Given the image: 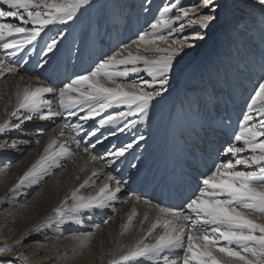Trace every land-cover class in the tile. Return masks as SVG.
Instances as JSON below:
<instances>
[{"label":"bare ground","instance_id":"obj_1","mask_svg":"<svg viewBox=\"0 0 264 264\" xmlns=\"http://www.w3.org/2000/svg\"><path fill=\"white\" fill-rule=\"evenodd\" d=\"M115 2V0H112L114 6ZM160 2L161 0H156L154 5L149 6V10L145 11L146 15L142 14L144 9H142L141 3H143V0H137L136 11L133 12L132 8H129L126 12L122 10V13L110 10L109 12L114 15L110 16L105 15L107 9L101 8L100 5L94 4V0H90L89 4L85 5L88 11H82L80 16L75 18L71 24L57 23L49 25L43 32V35L46 32L43 42L39 37L37 41L29 45V48L31 49L42 42L43 49L52 37H57L59 33H63L56 48L57 50L63 43H68L66 50L59 54V59L63 61L66 54L70 55L75 50L76 44L81 49L88 38L92 41L91 47H97V40L93 38L100 37L99 34H102L100 29L105 28V25L115 22L119 25L123 24L121 29H115L116 32L112 31V34L110 32L105 35L100 43L108 41L113 42L114 46L121 44L116 50V53H119L124 45H132L133 41L138 40L139 34L143 32L140 30L141 25L145 22L147 24L154 22L156 19V13H154L157 9L156 5ZM0 7L8 10V6L2 3H0ZM125 13L132 15L122 23L119 18L125 20L123 18ZM172 13H175L174 9L169 15ZM95 14H98L100 21L94 20ZM243 14L247 13L243 12ZM111 18H115V21H112ZM144 18L146 20L143 22ZM7 22L19 23L15 18H9ZM78 22H82L83 25L78 24ZM237 22L240 24V21ZM92 24L94 26L90 34ZM186 26L189 25H185L184 30L181 31L183 34L189 33L194 28V25L187 28ZM73 28H76L75 37L71 38L68 34ZM119 30H122V32L117 34ZM246 32V30L242 31V33ZM219 34L221 37V33ZM249 35L254 38L253 40L258 41V43L246 41L249 44V51L264 54V35L259 31ZM192 37L188 36L190 41H193ZM167 42L157 41L155 45H148V47H167ZM256 46H259V49H255ZM55 51L50 54H55ZM129 51L136 54L135 45ZM139 54L148 55L152 59L155 58L152 54L144 51ZM207 56L211 61L210 71L206 70L207 65L201 67L200 72H202L203 77H199V79V72L194 70V65L189 64L190 62H187L185 66L179 64L181 61L178 57L179 60L177 58L174 65L167 92L153 101L146 119H142L140 115L127 117L128 120L137 122L124 128L122 132L119 131V128L124 127L123 122L119 125L100 126L99 120L116 111L127 112L128 109L125 106L114 105L93 119L85 121L81 120L80 117L87 115L86 110L75 109L77 115L70 116L67 111L59 108L58 97L54 94H47L46 99L52 102L51 106L54 111H60V115L44 120L39 118L40 114H33L37 117L32 116L31 120H23V116H20V118L10 117V113L16 106V93L18 90L26 86L34 88L40 85L57 88L56 86L61 84L64 79L60 77L61 74H48L49 71L47 70L34 74L36 70L33 73L31 69L36 62H33L28 70L26 68L18 70L14 67L13 73L7 75V77L2 76L3 79L0 77V80L2 79L0 84V122L11 119L12 124L20 125L18 128H10L8 131L0 133V161L6 158L12 160L16 165L15 168H11L9 171L7 167L0 168V180L2 181L0 206L5 207H2L4 209L0 208V229L14 226L17 231L16 235L10 240H0L2 246L5 244L13 246L12 252H0V259H16L19 258L20 253H23L28 258V264H109L113 255L118 254L119 251H124L135 240L142 235H146L151 223L159 214V208L185 211L184 206L188 198L196 190L193 184L196 180L190 177L189 171L198 170L192 167L187 159L183 162L180 161L175 151L179 155L182 154L181 150L186 147L187 138L189 137L200 141L208 136L218 135L223 137L224 141L225 139L227 141L231 140L227 144L229 146L231 143H235L233 137L240 126V115L234 105L237 104L236 100L239 99H234L235 102L233 100L236 97L233 88L238 79L232 73L225 72L228 69L226 67L228 64H226L227 62L223 57H220L221 55L208 54ZM28 62L26 61V64ZM252 63L254 65V61ZM214 68H217V71ZM249 68H251L252 73H255V67L249 64ZM219 69L223 70L222 73L226 74L228 80L217 74V72L221 73ZM243 72H246V70H243ZM139 76L147 79L145 73H140ZM261 76L262 74L257 73L255 79L258 80ZM129 78L133 81L138 77L137 74H132L127 79ZM124 81L118 83H124ZM245 84L250 89L255 86L251 82H245ZM193 85L198 86V89H191ZM204 85L205 87H203ZM206 86L210 87L206 89ZM186 94L187 99H185ZM244 101L247 102L245 98L240 99V102ZM46 112L47 109L42 114H46ZM36 121H40L42 127L49 126V130L46 131L40 128L36 132L44 134L26 137L25 134L28 133H25V131L34 127ZM77 123L81 125V128L76 129L73 127ZM92 127L99 128L96 131L97 135L90 134L81 142L80 138L87 136ZM13 134L21 135L24 138L13 143V147H7L5 141L8 136ZM141 135L145 137L143 140H139ZM52 138H57L60 142L65 143L66 147L71 149L73 155L62 157L59 161L60 166L50 169L49 174L39 184L23 185L16 193L10 192L9 190L14 186L13 169L27 164L32 159L37 160ZM77 141L79 142L78 146ZM111 143L114 145L110 150L100 156L98 152L108 149ZM129 143H132L133 147L123 157L115 158L110 155L116 148ZM116 144H118L117 147H115ZM30 146H34V148L27 149ZM222 155L223 158L226 157L224 151ZM160 156L165 157L161 158ZM210 164L208 163L205 166L201 162H197V167H200L204 174H209L207 166ZM114 169H116L115 172ZM94 173L95 175H93ZM90 177L94 182L81 189L80 195H95L106 183L115 188L117 181H119L121 192L116 194V199L111 201L108 206L83 211L80 223L66 222L64 224H53L40 232L33 230L36 225L53 214V209L59 206L66 196H70L74 189L79 188ZM109 177L115 179L110 180ZM123 177H125V180L121 181ZM203 177L197 180L200 182ZM24 186L28 190H24ZM158 188H160L159 195L156 192ZM131 191L132 193H130ZM30 195H33V197L28 199ZM146 201H150L151 204H147ZM68 203L71 204L73 201L69 199ZM156 206H159V208ZM133 209L136 210L137 215L133 218L129 230L125 232L123 226L127 223L128 216ZM145 215L148 217L147 221L144 220ZM257 218L259 219V217ZM106 220L107 223H105ZM62 231L67 233L71 231L79 232L77 236L72 232L65 235V238L70 235L72 237L70 236L66 242H62ZM160 231V229H157L156 234H159ZM85 237H88L89 243L81 248L80 241ZM38 238H44L46 241L44 243L39 241L40 244L32 242L33 240L37 241ZM17 240L21 241L18 245L15 244ZM28 240H30L32 248L29 252L30 255L26 252V249L29 248L27 247L28 243L23 245ZM145 242L150 243L152 239L149 238ZM181 254L177 250L176 255ZM139 264H154V262L144 258Z\"/></svg>","mask_w":264,"mask_h":264},{"label":"snow or ice","instance_id":"obj_2","mask_svg":"<svg viewBox=\"0 0 264 264\" xmlns=\"http://www.w3.org/2000/svg\"><path fill=\"white\" fill-rule=\"evenodd\" d=\"M89 2L90 0H0V3L8 6V10L0 7V49L5 51L7 58L15 57L26 46L37 41L49 25L66 24L73 20ZM179 4L180 0H176L173 5L164 6L159 16L149 25V30L141 32L132 45H124L121 52L101 59L85 74L75 76L63 87L57 89L40 85L18 90L16 106L10 117L23 116V120H31L33 114H40L39 118L44 120L60 115V111H54L52 102L46 99L47 94H54L58 97L59 108L67 111L70 116L77 115L75 109L86 110L87 115L80 117L85 121L114 105L125 106L127 112L116 111L99 120L100 126L119 125L123 122L124 127L119 128L121 132L137 122L128 120L127 117L140 115L142 119H146L153 101L167 92L177 58L185 47L194 46L189 43L188 37L178 38L167 47L150 48L148 45H155L157 41L167 42L174 34L183 31V23L178 29L173 25L185 19L189 26L198 25L200 29H208L216 21L218 10L224 13L234 6L233 0H203L202 5L190 9L179 7L175 16L169 15ZM259 6L264 9V0H259ZM201 8L210 11L198 14ZM9 18H15L19 23L7 22ZM165 31L167 35L164 34ZM62 36L63 33H59L45 44L44 56L56 50ZM204 38V33L200 31L192 37L193 40ZM133 45L136 54L129 51ZM141 51L150 53L155 58L140 55ZM13 71L14 69L7 67L6 60L0 59V77ZM140 73H145L147 79L140 77ZM132 74H137L138 78L131 83H118ZM249 101L248 112L234 134L235 143L224 149V155L231 158L215 164L210 173L204 175L197 189L188 198L185 211L156 206L159 214L146 235L135 240L124 251L113 255L109 264H139L144 258L154 264H264V77L254 88ZM45 109L46 114H42ZM18 127L20 125L12 124L11 119L5 120L0 122V133ZM73 127L79 129L81 125L77 123ZM91 134L95 135V132ZM144 138L141 135L139 140ZM132 147V143L126 144L116 148L110 155L115 158L123 157ZM72 155L65 143L57 138L50 139L43 154L9 191L14 194L25 184H39L50 169L60 166L62 157ZM93 182L91 177L85 180L53 209L52 215L33 230L40 232L53 224L66 222L80 223L83 211L104 208L121 192L117 181L115 188L106 183L95 195L79 194L81 189ZM69 199L73 203L69 204ZM146 203L151 204L150 201ZM136 215V210L133 209L123 226L125 232L129 230ZM147 219L145 215L144 220ZM157 229L161 230L159 234H156ZM149 238L152 242L146 243ZM20 243V240L15 241L17 245ZM88 243V237L81 239V248ZM177 250L182 254L177 256ZM12 251V245L0 247V252ZM19 260L22 264H28V258L23 253L19 254ZM0 264H13V261L0 259Z\"/></svg>","mask_w":264,"mask_h":264},{"label":"rangeland","instance_id":"obj_3","mask_svg":"<svg viewBox=\"0 0 264 264\" xmlns=\"http://www.w3.org/2000/svg\"><path fill=\"white\" fill-rule=\"evenodd\" d=\"M115 1H116L115 6L112 4V0H94V4L100 5L101 8L107 9L105 15H110V16H114L112 13L109 12L110 10H114L113 12H116V13L117 12L122 13V10H124V12H126V11H128L129 8H132L133 12H134V10L135 11L137 10V7H136V1L137 0H125V1L124 0H115ZM144 1H145V3H144ZM157 1H160V0H157ZM155 2H156V0H143L144 4L141 3V6H143V8L142 7L141 8L144 9V10H142V14L146 15L147 13L145 11L149 10V8H150L149 6L154 5ZM202 2H203V0H180L181 4H179L177 8H174L175 13L174 14L172 13L171 16H175L177 14L179 7H184V8L190 9L193 6L202 5ZM175 3H176L175 0L172 2H170L169 0H161V2L158 3V5H156L157 9L154 12V13H156L155 18H157L159 16V12L164 6H166V5L170 6V5H173ZM233 5L234 6L232 8H230L227 12L221 13L218 10L216 21H214L209 26L208 29H200L198 25H194L193 30L189 31V33L187 32L186 34H183L182 32H179V33L174 34L173 37H171L169 39V41L167 42V46L169 44H173L174 41H177L178 37H179V39H182V38L188 37V36L191 37V36H194V34L197 31L204 33L205 38L203 40H197V41L196 40H193V41L189 40V43L194 44V46L190 47V48L185 47L184 52L179 57L180 60L178 58V60L181 61V62H179V64H182L184 66L187 62H190L189 64H193L194 70L199 72V74H198V79H199V77H203L202 72H200L201 67H205L207 65L206 70L210 71L209 69L211 66V61L209 59V56H207V55L208 54H219V56L221 55L220 57L221 58L223 57L225 59V61L227 62L226 64H228V66L226 65V67H228L227 71H225V70L224 71L226 73H232L238 79V81H237L238 84L236 83L234 88H233V91H235L233 93L236 95V97L233 98V100L239 99V100H236L237 104H234V105H235V109L238 111V113L240 115V123H241L243 116L248 111L247 110L248 109L247 102H250L248 97H250L253 94L254 88L259 84V82L261 81V78L264 77V58H263L264 56H262L264 54H261V52L257 53L256 51L250 52L249 48H248L249 44H248V42H246V41H252L254 43H258V41L253 40L254 38H252L249 35L251 33L255 34L256 31H259L264 35V9H261V7L259 6V0H233ZM82 11H88L86 9V6H83L81 8V10L78 12V14L76 15L75 18L80 16V13ZM209 11H210V9L201 8L198 14H206ZM243 12H246L247 14H243ZM131 15L132 14L125 13L123 15V18H125V20L122 18L121 19L119 18L120 22L123 23V22L127 21V19H129L128 17H130ZM136 15H138V14H136ZM136 15H134V16H136ZM111 19H112V21H115V18H111ZM193 19H195V16H193ZM73 20L67 22V24H71L73 22ZM94 20L97 22L100 21V17L98 16V14L94 15ZM145 20H146V18H144L142 21L144 22ZM237 21H240V24ZM251 22H255V23H251ZM181 23H183L184 25H188L187 20L185 19V20L176 22L173 25V27L178 29L180 27ZM78 24L83 25L82 22H78ZM122 25L123 24H121V25H119L118 23L116 24L115 22H112V23L108 24L107 26L105 25V28L100 29V32L102 33L101 37L109 34L110 32L112 33V31L116 32L117 30H115V29H121ZM149 25L150 24H147V22H145L143 25H141L140 30L141 31L149 30ZM93 26H94V24H92L90 32L92 31ZM187 27H189V26H186V28ZM243 30H246L247 32L242 33ZM253 30H255V31H253ZM75 32H76V28L72 32H70L69 35L73 37L75 35ZM121 32H122V30H119L117 34H120ZM219 33H221V37H220ZM164 34L167 35V31L164 32ZM101 37H100V39L102 40ZM235 37H236V39H235ZM88 39L84 45V47L86 49L89 48L90 41ZM171 41H173V42H171ZM169 42H171V43H169ZM41 47H42V44H40L36 47L37 52H40ZM61 47H60L59 51L57 52V54H48L47 56H44L43 52H41V54H39L40 55L39 60L42 61L45 59V60H49L52 63L53 67L50 69V73H58L57 70L59 69L62 76L64 77V81H65L64 84H65V83L70 82V80L72 79V73H70V71L65 69L66 62L62 63L59 61V54H60ZM118 47H119V45H117V48ZM255 49H259V46H256ZM116 50L112 54H115ZM2 53H4V54H2ZM245 53H246V55H245ZM112 54H110L109 56H111ZM36 55L37 54L34 51V52H31L29 54V57L34 58ZM259 56L262 58H260ZM15 57H12L9 59L6 57L5 51L2 49L0 50V59L6 60V65L9 68L13 69L14 67H17L14 64ZM252 61H254V65H253ZM249 64H251L252 67L256 68L254 71L255 73H252L251 68H249ZM217 66H219V65H217ZM257 67L258 68L260 67L259 68L260 71ZM17 68H21V67H17ZM197 68H198V70H197ZM214 69H215V71H217L216 70L217 68H214ZM45 70H46L45 67H41V68H38L36 71H45ZM243 70L244 71L246 70V72H243ZM219 71H221V73L217 72V74L220 77L227 78V80H228V77L225 76L226 74L224 75L222 73L223 70L219 69ZM11 73H13V72H10V73L6 72L4 76L7 77V75H9ZM257 73L262 74V76L258 80L255 79ZM2 79L0 80V84L2 82ZM118 82H120V81H118ZM131 82H132L131 78L124 81V83H131ZM245 82L254 83L255 86H253V88L250 89L248 86H246ZM203 87H205V85ZM206 87H207L206 89H208L210 86H206ZM58 88H60V87H58ZM192 88L198 89V86L193 85V86H191V89ZM244 95H247V96L245 97ZM242 98H245V100H247V102L246 103H245V101L240 102V99H242ZM246 98H248V99H246ZM185 99H187V94L185 95ZM235 100H234V102H235ZM32 116L37 117L36 115L35 116L32 115ZM40 123H41L40 121H36L34 127L29 128V130L27 129L25 131V133H28V134H25L26 137L40 136V135L44 134V133L38 134L36 132V131L40 130V128H42L46 131L49 130V126H43L42 127V125ZM23 138H24L23 136L18 135V134L10 135L7 137V140L5 141V145H7V147H13L14 146L13 143H16L17 141H19V139H23ZM189 139L193 140L192 137H189ZM227 144L224 146V148H226L228 146ZM237 146H242V145L237 144ZM33 148H34V146H30V148L27 147V149H33ZM224 148H223V151H224ZM189 152L190 151L188 149L187 154ZM220 153H221L220 161L215 162L214 165L217 163H220V162H226L227 159L231 158L230 156L223 158V155H222L223 152H220ZM220 153H219V155H220ZM101 155H103V154H101ZM218 156H217V158H218ZM34 160L36 161V159H32L27 164L22 165L21 167H18L16 169H13V184L14 185L18 182L19 178L24 174V172H26L28 170V168L35 162ZM1 167L2 168L7 167V170L9 171L11 168H15L16 165L12 160L5 158L2 161H0V168ZM0 182H1L0 183V186H1L2 181L0 180ZM25 185H27V184H25ZM26 189L27 188L24 186V190H26ZM36 189H38V188H36ZM30 197L32 198L33 195H30L28 199H30ZM2 207H4V206L1 205L0 206L1 209L5 208V207L4 208H2ZM71 232L77 236L78 235L77 233L79 231H71ZM71 232L67 233V232L62 231V233H63V235H61V237H63V238H61L62 242L67 241V238H69L71 235L66 236V238H65V235H69ZM16 233H17V231H16V228L14 226H9L5 229L3 227L0 229V240H3V241L10 240L11 238H13L16 235ZM73 237H75V236H73ZM39 241L41 243H44L46 240H44V238L43 239L38 238L37 241L33 240L32 242H38L40 244ZM27 243H28V245H27ZM25 244L27 245V247H29L26 249V252L30 255L29 252L32 249L31 244H30V240L25 241L23 245H25ZM0 247H3V246L0 245ZM1 259H10L13 261V264H22V262L19 260V258H16V259L15 258H1Z\"/></svg>","mask_w":264,"mask_h":264}]
</instances>
